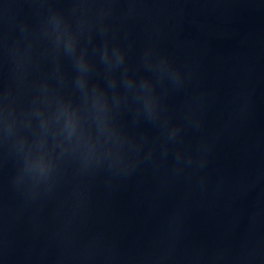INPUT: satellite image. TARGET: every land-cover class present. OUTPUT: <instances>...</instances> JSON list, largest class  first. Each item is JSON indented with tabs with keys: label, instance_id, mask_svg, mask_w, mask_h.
<instances>
[{
	"label": "water",
	"instance_id": "water-1",
	"mask_svg": "<svg viewBox=\"0 0 264 264\" xmlns=\"http://www.w3.org/2000/svg\"><path fill=\"white\" fill-rule=\"evenodd\" d=\"M0 264H264V0H0Z\"/></svg>",
	"mask_w": 264,
	"mask_h": 264
},
{
	"label": "clouds",
	"instance_id": "clouds-1",
	"mask_svg": "<svg viewBox=\"0 0 264 264\" xmlns=\"http://www.w3.org/2000/svg\"><path fill=\"white\" fill-rule=\"evenodd\" d=\"M65 114V124L64 127L67 129L69 135L72 134V132L76 129V120L74 118V114L67 110V108L64 109Z\"/></svg>",
	"mask_w": 264,
	"mask_h": 264
}]
</instances>
